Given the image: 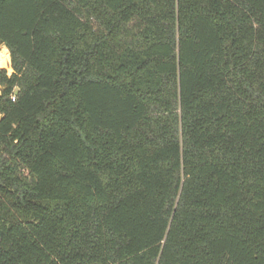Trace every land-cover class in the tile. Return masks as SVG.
<instances>
[{
	"label": "trees",
	"instance_id": "1",
	"mask_svg": "<svg viewBox=\"0 0 264 264\" xmlns=\"http://www.w3.org/2000/svg\"><path fill=\"white\" fill-rule=\"evenodd\" d=\"M0 45V264H264V0H0Z\"/></svg>",
	"mask_w": 264,
	"mask_h": 264
},
{
	"label": "rangeland",
	"instance_id": "2",
	"mask_svg": "<svg viewBox=\"0 0 264 264\" xmlns=\"http://www.w3.org/2000/svg\"><path fill=\"white\" fill-rule=\"evenodd\" d=\"M5 47L0 45V55L3 54ZM9 52V51H8ZM10 56V53H9ZM0 69H5L9 74L13 72L11 68V56H10V61L3 59L2 62L0 63Z\"/></svg>",
	"mask_w": 264,
	"mask_h": 264
},
{
	"label": "bare ground",
	"instance_id": "3",
	"mask_svg": "<svg viewBox=\"0 0 264 264\" xmlns=\"http://www.w3.org/2000/svg\"><path fill=\"white\" fill-rule=\"evenodd\" d=\"M3 59L10 61L9 52L6 48L4 49L3 54L0 55V63L2 62Z\"/></svg>",
	"mask_w": 264,
	"mask_h": 264
},
{
	"label": "built area",
	"instance_id": "4",
	"mask_svg": "<svg viewBox=\"0 0 264 264\" xmlns=\"http://www.w3.org/2000/svg\"><path fill=\"white\" fill-rule=\"evenodd\" d=\"M15 100H16V96L13 95V96H12V101H15Z\"/></svg>",
	"mask_w": 264,
	"mask_h": 264
}]
</instances>
